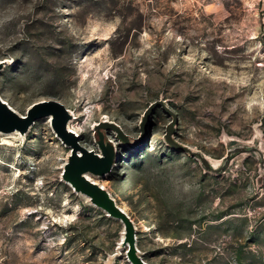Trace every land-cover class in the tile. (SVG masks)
<instances>
[{
	"label": "rangeland",
	"instance_id": "1",
	"mask_svg": "<svg viewBox=\"0 0 264 264\" xmlns=\"http://www.w3.org/2000/svg\"><path fill=\"white\" fill-rule=\"evenodd\" d=\"M0 97L20 115L42 100L73 116L78 143L113 145L89 175L133 221L148 264H264V0H0ZM75 119V120H74ZM71 152L51 117L0 131V264H131L120 221L62 179Z\"/></svg>",
	"mask_w": 264,
	"mask_h": 264
},
{
	"label": "water",
	"instance_id": "2",
	"mask_svg": "<svg viewBox=\"0 0 264 264\" xmlns=\"http://www.w3.org/2000/svg\"><path fill=\"white\" fill-rule=\"evenodd\" d=\"M157 107L172 117L165 132V139L170 148L199 159L200 163L210 172L219 174L224 170L233 154L244 151L259 153L260 166L264 168L263 156L259 149L253 146H235L228 149L223 156L221 165L214 167L201 152L191 150L188 146L177 142L171 136L173 125L177 123V115L162 99L149 103L143 116L142 127L150 112ZM48 116L51 117V127L56 136L71 148L61 175L64 182L69 184L74 192L87 196L91 204L122 223L123 243L127 245L126 256L131 264H148L137 252L135 227L128 213L121 208L107 189L89 177V175L105 176L111 171L117 159L113 145L104 137L101 128L114 130L119 138L126 141L121 128L109 121H100L95 125L94 141L100 151L97 153L93 149H87L78 143V136L68 128L72 115L61 102L53 99L38 101L27 108L25 115H20L0 97V131L2 132L19 131L23 134L35 120Z\"/></svg>",
	"mask_w": 264,
	"mask_h": 264
},
{
	"label": "bare ground",
	"instance_id": "3",
	"mask_svg": "<svg viewBox=\"0 0 264 264\" xmlns=\"http://www.w3.org/2000/svg\"><path fill=\"white\" fill-rule=\"evenodd\" d=\"M71 114V113H70ZM72 115V114H71ZM73 116V115H72ZM48 118H50V116H48ZM75 120V119H74ZM73 122V120H71L69 123H68V128H69V125L71 124ZM70 129V128H69ZM15 132H18V131H15ZM113 166H114V164H113ZM214 167H216V165L214 166ZM93 180V179H92ZM69 185V184H68ZM70 188H71V186H70ZM72 189V188H71ZM73 190V189H72ZM85 196V195H84ZM87 197V196H86ZM88 198V197H87ZM89 199V198H88ZM123 209V208H122ZM124 210V209H123ZM106 215H108L107 213H106Z\"/></svg>",
	"mask_w": 264,
	"mask_h": 264
}]
</instances>
